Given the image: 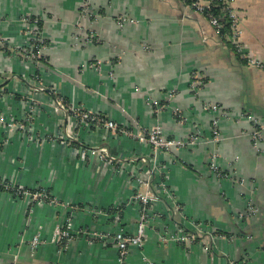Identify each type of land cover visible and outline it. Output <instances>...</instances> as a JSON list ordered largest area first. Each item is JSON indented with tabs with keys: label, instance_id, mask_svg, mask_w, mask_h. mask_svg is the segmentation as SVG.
<instances>
[{
	"label": "crops",
	"instance_id": "obj_1",
	"mask_svg": "<svg viewBox=\"0 0 264 264\" xmlns=\"http://www.w3.org/2000/svg\"><path fill=\"white\" fill-rule=\"evenodd\" d=\"M232 8L246 52L264 63V0H233ZM23 18L41 25L40 73L19 51L29 38ZM0 39L12 46L0 51V88L16 90L6 117L21 114L29 88L34 135L63 137L33 145L18 133L0 149V180L44 189L59 203L28 206L0 191V264H118L112 243L89 236L133 233L139 205L129 198L137 191L156 195L160 218L124 264H264V69L237 56L203 15L180 0H0ZM34 72L38 81L28 84ZM152 101L163 106L160 114ZM72 106L118 125H158L168 139L195 136L196 143L155 152L123 134L76 125ZM248 117L261 128L259 150ZM211 153L227 178L210 172ZM194 221L212 237L174 239ZM63 227L72 234L66 249L51 241ZM35 234L40 246L32 251Z\"/></svg>",
	"mask_w": 264,
	"mask_h": 264
},
{
	"label": "built area",
	"instance_id": "obj_2",
	"mask_svg": "<svg viewBox=\"0 0 264 264\" xmlns=\"http://www.w3.org/2000/svg\"><path fill=\"white\" fill-rule=\"evenodd\" d=\"M184 6L189 9L196 11L197 13L203 15L209 24L212 26L214 31L220 35L225 27V23L221 21V16L215 15L212 11L215 5H220L221 10L224 12V16L229 19L230 26L229 32L225 34L231 44L234 46L235 51L238 53L239 57L245 60L248 64L255 66L257 68L264 69V63L254 59L250 53L246 52L245 47L241 41L242 30L239 26V19L232 8L233 0H180ZM87 12V9H84ZM22 21L30 24L28 31L29 38L28 44L25 46V51L27 55L31 57L38 64L42 61V50L45 45V40L41 35V28L38 26L37 20H32L28 18H23ZM4 44V45H3ZM6 49L7 45L4 43L3 39H0V50ZM3 49V50H4ZM38 79V77H37ZM151 106L154 108V111L157 114H160L163 110L157 101H152ZM213 110H217V106H212ZM69 113L71 118L74 119L76 125L88 124L93 125L97 128L104 129L108 133L112 134H123L131 139H135L141 143H146L156 152H168L173 148H184L191 144L196 143V137L192 136L188 140L182 141L179 139H168L164 136L162 128L158 125L150 127L148 129L141 127L138 123L132 121L131 126L118 125L112 120H102L97 114L90 113L82 108L77 106L70 107ZM253 124L254 130L252 132L253 145L258 150L260 149V140H261V131L260 125L257 119L248 117ZM218 121L215 119L212 122V136L214 139L218 136ZM133 126H136L135 130ZM256 126V128H255ZM141 133H139V132ZM93 154H96L97 157L104 162L111 163V158L108 155H101L99 152L93 151ZM218 155L216 153H211V156L208 160V168L212 175L216 179L227 178L228 175L218 167ZM136 181L144 186L148 185V181L141 179L140 177L136 178ZM158 185L161 186L163 191H166L165 183L159 181ZM0 190L12 192L13 195L18 199H29L31 205L36 202H45L59 204L56 200L52 199L44 189L29 190L22 186H13L8 182L0 180ZM129 201L139 205V217L138 222L133 233H127L123 229H119L114 233H101V232H91L90 239L99 240V241H109L112 243L117 251V262L118 264H124L129 251L132 248H141L144 244V237L148 225L160 218L159 212H157L158 199L157 197L149 192H140L137 191L130 196ZM182 209L180 206H178ZM32 208L30 209V213ZM256 212L255 209H251L248 212L249 216L254 215ZM192 231L188 234L185 232L178 234L177 237H174L178 242L189 244L196 239L200 234L204 233L212 237V232L209 230V226H205L203 222L194 221L191 222ZM72 234L65 227L57 228L52 236V243L60 246L62 249H66L68 241L72 240ZM40 246V237L38 234H35L29 241V248L34 251ZM147 264H152L147 261Z\"/></svg>",
	"mask_w": 264,
	"mask_h": 264
},
{
	"label": "rangeland",
	"instance_id": "obj_3",
	"mask_svg": "<svg viewBox=\"0 0 264 264\" xmlns=\"http://www.w3.org/2000/svg\"><path fill=\"white\" fill-rule=\"evenodd\" d=\"M4 43L7 45V47H12L10 44L7 43V41H4ZM4 45V44H3ZM25 49V47H23ZM21 48L19 49L22 58L30 61L32 63H34L38 69L41 68V62L38 64L36 61H34L33 59H31V57L29 55H27L26 51ZM2 51V50H0ZM35 71V69H34ZM39 73H40V69H39ZM40 74L37 73H33L32 76H30L29 79L27 80L28 84H33L35 82H37V77L39 78ZM9 79H14V81L20 82L19 79H16L15 77H10ZM26 83V82H25ZM28 86V85H27ZM15 91L16 90H11V89H6V88H0V97H2V101H0V149L3 148V145H7L10 142L11 136L14 134H20L22 136H24L27 140L28 144L33 143V145H39L41 144L40 142L42 141H63V137L62 136H52L48 133H45L42 135L38 134L37 136H35L34 134L36 132H34L33 128L30 126L33 123V119H34V113H35V109H36V103L35 100L32 96V92L29 91V88H26L24 95L22 96V112L20 115L16 116H10V118H8V116L6 117L5 114V110H9L11 109L12 104L15 102ZM2 94V95H1ZM74 107V106H72ZM79 108H82L80 106H77ZM83 109V108H82ZM93 151L95 152H99L98 150H90V153L94 156L96 154H93ZM101 155H103V153L99 152ZM141 178V177H140ZM142 179V178H141ZM2 181V180H1ZM138 183V182H137ZM13 186H18L15 185L13 183H10ZM139 184V183H138ZM141 185V184H139ZM155 195V194H154ZM156 196V195H155ZM23 201H25L26 203H28V206L31 205V201L29 199H21ZM231 264H238L237 261H232Z\"/></svg>",
	"mask_w": 264,
	"mask_h": 264
},
{
	"label": "trees",
	"instance_id": "obj_4",
	"mask_svg": "<svg viewBox=\"0 0 264 264\" xmlns=\"http://www.w3.org/2000/svg\"><path fill=\"white\" fill-rule=\"evenodd\" d=\"M212 11H213V13H214L215 15L221 16V21H222L223 23H225V27H224L223 31L220 33V36H225V34H226L227 32H229V26H230L229 19H228L227 17L224 16V12L221 10V6H220V5H215V6L213 7ZM38 26L41 28V25L39 24V22H38ZM232 49L235 50V48H234L233 45H232ZM237 56H239V55L237 54ZM0 191H2V190H0ZM9 193H10L12 196H14L13 193H12L11 191H10ZM14 197H15V196H14Z\"/></svg>",
	"mask_w": 264,
	"mask_h": 264
}]
</instances>
